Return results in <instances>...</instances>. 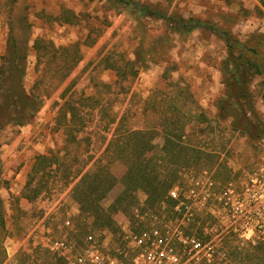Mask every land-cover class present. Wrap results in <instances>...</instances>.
<instances>
[{
    "label": "rangeland",
    "instance_id": "374dc122",
    "mask_svg": "<svg viewBox=\"0 0 264 264\" xmlns=\"http://www.w3.org/2000/svg\"><path fill=\"white\" fill-rule=\"evenodd\" d=\"M134 3L164 9L175 17L209 21L256 49L247 51L246 57L260 65L262 74L253 75L250 91L264 124V0ZM0 13L4 55L11 23L18 37L21 29L29 35L25 84L43 98L34 124L8 126L0 132V199L9 234L3 240L0 231V264H61L63 258L48 248V239L72 229L79 235L106 232L105 247L111 251L123 243L122 226L135 228L137 210L160 202L153 203L138 190L135 198L117 203L125 189L121 179L126 168L116 161L110 169L117 183L100 201L102 211L82 213L73 197L74 178L88 166L94 170L91 165L99 159L106 163L112 155L118 157L119 151L105 150L127 129L145 131L159 151L165 127L182 133L186 147L164 160L170 162L166 171L173 186L204 178L219 189L232 185L239 198L246 199L238 204L235 221L204 211L190 229L201 235L216 224L226 255L221 264H251L245 255L251 240L264 236V137L251 141L233 129L231 120L217 117L218 102L227 89L224 41L203 30L182 36L164 20L107 0H0ZM71 17L74 24L64 23ZM39 50L47 53L41 63ZM114 66L121 67L122 75ZM71 103L83 110L79 142H70L76 131L67 141L68 134L57 122L60 107ZM81 121L76 119L75 127ZM42 155H59L64 164L58 169L56 162L42 176L36 175L32 167ZM66 173L71 174L69 180L63 178ZM67 220L72 228L65 226Z\"/></svg>",
    "mask_w": 264,
    "mask_h": 264
},
{
    "label": "trees",
    "instance_id": "16d2710c",
    "mask_svg": "<svg viewBox=\"0 0 264 264\" xmlns=\"http://www.w3.org/2000/svg\"><path fill=\"white\" fill-rule=\"evenodd\" d=\"M107 1L113 3L116 7L121 4H127L141 14L164 20L168 28L182 36L203 30L221 38L227 48V59L223 73L227 89L225 97L218 102L217 117L221 120H231L233 129L241 132L251 141L264 137V124L257 117L255 102L250 91L253 75L262 73L259 63L246 57L248 56L247 51L256 53V49L248 48L246 44L236 39L231 31L221 29L209 21L193 17L189 19L175 17L172 14H167L164 9H151V7L139 6L134 3V0L130 2L125 0ZM12 2H15V0H12ZM64 23L74 24L75 21L71 17L65 19ZM20 33L21 36L18 37L15 24L11 23L7 49L5 55L1 57L0 132L8 126L24 127L34 124L38 120L42 109L43 98L41 94H35L32 89L28 90L25 85L28 69L29 35L24 29H21ZM46 54L44 51H38V63L41 57H45ZM48 68H52L51 64ZM114 69L118 74L122 75L121 67L114 66ZM252 69H254V73L251 72ZM263 97L264 93L261 95L262 99ZM73 103L70 105L65 104L66 107H60L57 122L58 126L68 134L67 141L72 132L76 131L75 134L70 136V142H79L78 135L84 129V122L80 119L82 118L80 116L83 110L79 105L75 106ZM76 119L81 121L79 127L74 125ZM167 128L165 127L164 145L159 151H157L156 144L153 143L148 134L139 129H127L122 138L113 137L105 151L114 149L121 154L118 157L112 155L106 163L101 159L98 162L95 161L91 165L95 168L94 170H91L90 166H88L85 171L78 173L74 178L73 197L80 205L81 212L95 214L99 210L102 211L100 201L106 197L117 183V178L110 169V165L116 161L123 162L126 168L121 179L125 189L123 194L117 198V203L121 200H127V198H135L138 190L145 191L149 200L153 203L167 198L168 191L173 186V180L168 178L166 171V167L170 162L166 163L165 161H168L169 156H177L175 153H182L186 148L183 144L184 135L182 133H172ZM193 148L196 151L200 150L198 147ZM158 157L160 158L158 159ZM56 162L58 163V169L64 164L63 158H60L59 155H42L38 157L37 162L32 167V171L36 175L41 173L40 176H42L45 174V169L48 167L52 168L51 166ZM70 176L71 174L66 173L63 178L69 180ZM1 182L0 177V188ZM115 207L114 205L113 208ZM5 229L4 207L3 201L0 199V231H4L2 233L4 235L3 240L9 237ZM249 248L250 251L248 250L245 254L246 259L251 264H264V239L251 243ZM242 249L247 250V248ZM61 262V264H64L63 259H61Z\"/></svg>",
    "mask_w": 264,
    "mask_h": 264
},
{
    "label": "built area",
    "instance_id": "2783aa9c",
    "mask_svg": "<svg viewBox=\"0 0 264 264\" xmlns=\"http://www.w3.org/2000/svg\"><path fill=\"white\" fill-rule=\"evenodd\" d=\"M244 200L232 185L219 189L209 179H192L185 185L172 186L158 206L137 210L135 228L123 225V243L112 251L105 247L106 232L79 235L73 229L48 239L47 246L63 258L64 264H221L226 255L218 226L204 228L201 235L190 226L204 211L235 221L238 204ZM245 216L249 218L248 211ZM65 226L72 228L71 221H65ZM261 239L264 236L253 238L251 243Z\"/></svg>",
    "mask_w": 264,
    "mask_h": 264
},
{
    "label": "crops",
    "instance_id": "0c3cea01",
    "mask_svg": "<svg viewBox=\"0 0 264 264\" xmlns=\"http://www.w3.org/2000/svg\"><path fill=\"white\" fill-rule=\"evenodd\" d=\"M4 48H3V46H0V57H2L3 55H4ZM29 62V61H28ZM27 75H28V73H27ZM26 85V84H25Z\"/></svg>",
    "mask_w": 264,
    "mask_h": 264
}]
</instances>
